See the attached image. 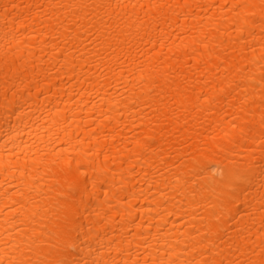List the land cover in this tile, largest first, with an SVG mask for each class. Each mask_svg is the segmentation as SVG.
Wrapping results in <instances>:
<instances>
[{
    "label": "bare ground",
    "instance_id": "1",
    "mask_svg": "<svg viewBox=\"0 0 264 264\" xmlns=\"http://www.w3.org/2000/svg\"><path fill=\"white\" fill-rule=\"evenodd\" d=\"M0 264H264V0H0Z\"/></svg>",
    "mask_w": 264,
    "mask_h": 264
}]
</instances>
